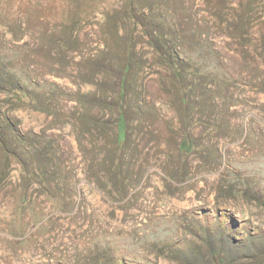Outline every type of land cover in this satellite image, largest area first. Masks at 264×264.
<instances>
[{
  "label": "rangeland",
  "instance_id": "1",
  "mask_svg": "<svg viewBox=\"0 0 264 264\" xmlns=\"http://www.w3.org/2000/svg\"><path fill=\"white\" fill-rule=\"evenodd\" d=\"M0 264H264V0H0Z\"/></svg>",
  "mask_w": 264,
  "mask_h": 264
},
{
  "label": "trees",
  "instance_id": "2",
  "mask_svg": "<svg viewBox=\"0 0 264 264\" xmlns=\"http://www.w3.org/2000/svg\"><path fill=\"white\" fill-rule=\"evenodd\" d=\"M152 25V24H151ZM161 29V31H162V28H160ZM170 51H169V49L168 50H166V52H163V53H169ZM120 118H119V122H120ZM120 129H119V131L117 132V135H115L114 136V138H115V141H114V143H115V145H118V143L120 142ZM122 137H124V136H122Z\"/></svg>",
  "mask_w": 264,
  "mask_h": 264
}]
</instances>
